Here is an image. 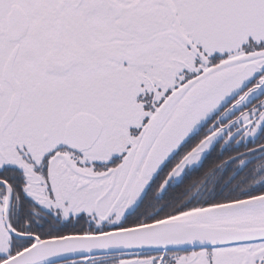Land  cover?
Masks as SVG:
<instances>
[{
    "label": "snow or ice",
    "instance_id": "1",
    "mask_svg": "<svg viewBox=\"0 0 264 264\" xmlns=\"http://www.w3.org/2000/svg\"><path fill=\"white\" fill-rule=\"evenodd\" d=\"M0 264H264V0H0Z\"/></svg>",
    "mask_w": 264,
    "mask_h": 264
}]
</instances>
